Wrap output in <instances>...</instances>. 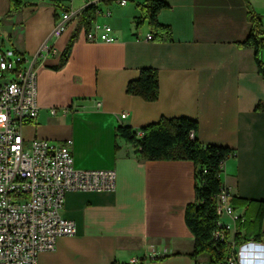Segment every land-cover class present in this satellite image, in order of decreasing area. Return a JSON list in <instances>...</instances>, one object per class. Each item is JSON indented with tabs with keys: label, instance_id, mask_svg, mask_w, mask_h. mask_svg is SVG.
Returning a JSON list of instances; mask_svg holds the SVG:
<instances>
[{
	"label": "crops",
	"instance_id": "0c3cea01",
	"mask_svg": "<svg viewBox=\"0 0 264 264\" xmlns=\"http://www.w3.org/2000/svg\"><path fill=\"white\" fill-rule=\"evenodd\" d=\"M21 1L8 17L10 0H0V27L8 34V41L0 34V43L28 58L49 37L58 11L84 3ZM146 1L103 2L112 15L99 19L111 24L115 42H89L80 27L59 66L77 23L36 62L39 113L22 126L25 143L71 139L74 167L116 173L114 190L66 192L62 214L74 221L75 233L39 252L37 264H215L207 254L190 256L194 236L185 209L195 200L194 163L143 159L137 146L116 135L118 126L139 130L161 117L196 120L201 144L234 151L225 160L223 184L238 200L232 204L245 224L263 210L264 232V111L255 110L264 101V80L253 47L241 44L251 32V10L264 29V0H163L169 6L157 20L170 26L169 41L147 38L152 33L141 10ZM121 7H127L128 28L113 24ZM260 55L264 63V48ZM145 67L158 71L154 101L126 92ZM236 230V224L228 230V241ZM245 231L239 230L241 237Z\"/></svg>",
	"mask_w": 264,
	"mask_h": 264
},
{
	"label": "built area",
	"instance_id": "2783aa9c",
	"mask_svg": "<svg viewBox=\"0 0 264 264\" xmlns=\"http://www.w3.org/2000/svg\"><path fill=\"white\" fill-rule=\"evenodd\" d=\"M104 1L84 0L78 9L62 10L49 37L32 58L0 43V264H37L39 252L53 249L60 237L75 233L74 221L62 214L66 192L110 191L116 187L113 169L74 167L71 139L53 142L34 138L25 143L22 133V126L39 113L36 62L54 51L53 39L69 27L74 28L82 11L93 7L97 18L88 29L81 26L85 39L106 43L117 40L111 24L99 19L112 15ZM113 1L119 6L128 3ZM147 38L151 39L152 34ZM125 116V112L121 113L122 118ZM142 135L137 130V138ZM233 155L232 150L229 157ZM224 165L225 161L220 166L221 178ZM231 198V190L225 184L224 192L214 196L215 241H220L218 223H226L224 216L231 217L233 224L226 223L230 228L241 218L235 213ZM215 264H264V242L249 240L237 245L232 241L229 254Z\"/></svg>",
	"mask_w": 264,
	"mask_h": 264
},
{
	"label": "trees",
	"instance_id": "16d2710c",
	"mask_svg": "<svg viewBox=\"0 0 264 264\" xmlns=\"http://www.w3.org/2000/svg\"><path fill=\"white\" fill-rule=\"evenodd\" d=\"M168 6L163 0H147L146 4L141 6L144 14L143 18L148 21L154 39L172 40L170 26L161 24L157 20V13ZM21 7V0H10V9L7 16H12ZM95 18L96 12L93 7H87L82 11L78 25L62 53L59 66L66 63L81 25L88 29ZM250 20L252 23L251 32L241 44L253 47L257 71L264 80V63L260 55L261 50L264 48L262 18L254 10H251ZM126 92L140 96L147 101L156 100L159 94L157 69L151 67L141 68L138 78L127 83ZM255 110L264 111V101L258 102ZM197 129L198 123L196 120L187 117H161L159 121L139 129L143 133L141 138H137V130H133L128 126H118L116 135L137 146L143 159L190 160L194 163L197 178L195 200L188 203L185 209V221L194 236V250L190 256L196 258L198 255L207 254L211 262L216 263L225 258L231 248V242L228 241L227 236L225 239L215 241L212 232L217 226L214 196L217 192H223L224 190V184L220 176V166L222 162L229 158L232 149L225 146L201 144L197 137ZM204 168H206L205 173H203ZM231 200L234 203L238 201L234 196ZM262 215L263 210L259 211L257 217L248 224H245L247 218L242 219V217H239L235 222L237 230L233 241L236 244L241 243L242 240L250 239L261 241L264 237V232L261 230ZM242 220H244V224ZM243 226L246 231L244 236L241 237L239 230Z\"/></svg>",
	"mask_w": 264,
	"mask_h": 264
},
{
	"label": "rangeland",
	"instance_id": "374dc122",
	"mask_svg": "<svg viewBox=\"0 0 264 264\" xmlns=\"http://www.w3.org/2000/svg\"><path fill=\"white\" fill-rule=\"evenodd\" d=\"M59 14L62 12V10L58 11ZM118 17L117 19L113 21V24L118 27L121 26L122 29L123 28H128V26L130 25L128 19H127V7H121L118 11H117ZM1 24V23H0ZM0 34L2 35V37L5 39V41H8V34L7 32L3 31L2 28L0 27ZM222 220L226 223H229L231 220V217L229 216H224L222 218Z\"/></svg>",
	"mask_w": 264,
	"mask_h": 264
},
{
	"label": "bare ground",
	"instance_id": "6f19581e",
	"mask_svg": "<svg viewBox=\"0 0 264 264\" xmlns=\"http://www.w3.org/2000/svg\"><path fill=\"white\" fill-rule=\"evenodd\" d=\"M223 192H224V190H223ZM229 229H230V227L229 226H226V223H218V230L221 231L220 240L225 239V237L227 236L225 234L228 232Z\"/></svg>",
	"mask_w": 264,
	"mask_h": 264
}]
</instances>
